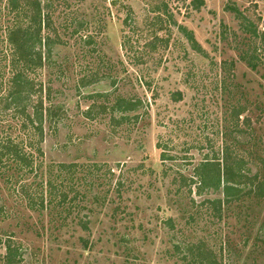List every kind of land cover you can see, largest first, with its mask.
Here are the masks:
<instances>
[{
  "label": "rangeland",
  "instance_id": "374dc122",
  "mask_svg": "<svg viewBox=\"0 0 264 264\" xmlns=\"http://www.w3.org/2000/svg\"><path fill=\"white\" fill-rule=\"evenodd\" d=\"M17 1V26L49 7L44 23L66 44L54 56L72 68L52 103L69 118L42 148L47 164L85 165L84 196L78 212L53 216L1 196L0 264H264V0ZM226 154L230 197L202 167Z\"/></svg>",
  "mask_w": 264,
  "mask_h": 264
},
{
  "label": "trees",
  "instance_id": "16d2710c",
  "mask_svg": "<svg viewBox=\"0 0 264 264\" xmlns=\"http://www.w3.org/2000/svg\"><path fill=\"white\" fill-rule=\"evenodd\" d=\"M8 2L9 7L5 15L3 10H0V20H2L0 47L3 46L0 49V62L8 63L7 67L5 66V72L0 66V88L2 87L3 90L0 95V181L3 182L0 186V197L2 196L3 200H8V197L17 200L27 199L30 210L43 216L45 214L53 216L58 209H61L59 213L72 215L80 210L78 199L82 193L78 189L81 184L78 183L82 179L76 174L79 170L83 171L85 165L58 163L52 160L47 164L42 148L46 131L57 133L59 129L55 128L64 125L69 118L66 110L52 103V100L57 98L55 94L52 97L54 82L68 78L65 72L72 68L69 61H59L54 56L56 47H66V44L63 43L57 31L52 29L50 22L44 23L43 12L49 7L45 10L42 7H33L35 24L32 27L21 28L17 26L20 5L17 0H8ZM119 2L120 0H111L110 5L116 6ZM146 2L151 7H168L169 4V0H146ZM203 4V0H193L191 6L201 7ZM44 28L47 31L52 30L55 35L51 36L48 33L44 38L42 35ZM182 31L187 32L183 29ZM187 37L195 44L191 34ZM92 44L93 40L89 39L87 46ZM45 52L48 55L46 59H43ZM7 68L10 70L6 71ZM44 69L54 70L45 84L46 91L45 85H37L38 83L34 80V73ZM51 76H55L56 79L53 80ZM94 82L98 81L83 80L82 83H78V86L87 87ZM176 95L178 99L174 98V100H181L180 93ZM89 113L90 111H86L87 118H91L92 113ZM230 159L231 156L226 154L221 161L205 162L202 165V167H213L217 170L218 179L215 187L220 189L224 179L227 185L224 192L228 197L233 189L230 185L237 184L232 177L233 169L230 167ZM201 171V168L196 169L192 177L197 178L200 189L208 188ZM19 183L20 186L17 187ZM33 183L43 187L40 195L32 194ZM2 210L0 209V212ZM11 248L10 245L8 250Z\"/></svg>",
  "mask_w": 264,
  "mask_h": 264
}]
</instances>
